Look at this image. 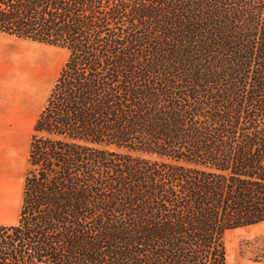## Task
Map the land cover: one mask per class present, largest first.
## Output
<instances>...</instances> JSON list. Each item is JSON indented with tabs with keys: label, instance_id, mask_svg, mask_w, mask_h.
I'll use <instances>...</instances> for the list:
<instances>
[{
	"label": "trees",
	"instance_id": "16d2710c",
	"mask_svg": "<svg viewBox=\"0 0 264 264\" xmlns=\"http://www.w3.org/2000/svg\"><path fill=\"white\" fill-rule=\"evenodd\" d=\"M0 34L69 52L0 264H227L264 222V0H0Z\"/></svg>",
	"mask_w": 264,
	"mask_h": 264
},
{
	"label": "rangeland",
	"instance_id": "374dc122",
	"mask_svg": "<svg viewBox=\"0 0 264 264\" xmlns=\"http://www.w3.org/2000/svg\"><path fill=\"white\" fill-rule=\"evenodd\" d=\"M68 56V51L57 47L0 34V77L12 72L14 103L22 107L15 111L16 123L7 125L8 130L14 127V133L6 139L7 161L3 181L0 178V194L5 195L0 199L1 225L15 224L19 218L33 126ZM225 242L227 264H264V222L227 232Z\"/></svg>",
	"mask_w": 264,
	"mask_h": 264
},
{
	"label": "crops",
	"instance_id": "0c3cea01",
	"mask_svg": "<svg viewBox=\"0 0 264 264\" xmlns=\"http://www.w3.org/2000/svg\"><path fill=\"white\" fill-rule=\"evenodd\" d=\"M12 61V59H11ZM13 74L10 70L7 71L5 77H0V178L3 181V175L5 172V163L7 161V148L6 139L9 134V138H13L14 127H9L7 125H13L16 123L15 111L20 112L22 110L21 105L14 103L13 95ZM30 145V144H29ZM10 160H12L13 155V144L10 145ZM5 195L0 194V199Z\"/></svg>",
	"mask_w": 264,
	"mask_h": 264
}]
</instances>
